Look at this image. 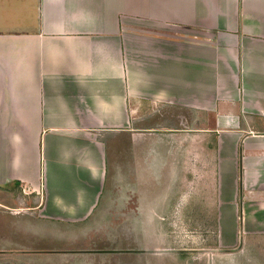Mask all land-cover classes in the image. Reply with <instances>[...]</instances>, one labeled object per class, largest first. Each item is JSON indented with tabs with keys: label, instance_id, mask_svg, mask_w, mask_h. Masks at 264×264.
<instances>
[{
	"label": "crops",
	"instance_id": "0c3cea01",
	"mask_svg": "<svg viewBox=\"0 0 264 264\" xmlns=\"http://www.w3.org/2000/svg\"><path fill=\"white\" fill-rule=\"evenodd\" d=\"M140 130L216 137V246L264 264V0H0V189L39 221L107 215L110 154ZM24 254L0 264H44Z\"/></svg>",
	"mask_w": 264,
	"mask_h": 264
},
{
	"label": "rangeland",
	"instance_id": "374dc122",
	"mask_svg": "<svg viewBox=\"0 0 264 264\" xmlns=\"http://www.w3.org/2000/svg\"><path fill=\"white\" fill-rule=\"evenodd\" d=\"M179 132L140 130L134 143L120 135L104 191L113 194L111 211L82 223L39 221L30 193L0 189V260L33 250L44 264H224L228 250L216 246V137L175 141L170 135Z\"/></svg>",
	"mask_w": 264,
	"mask_h": 264
}]
</instances>
